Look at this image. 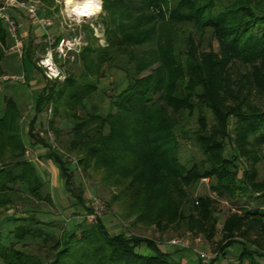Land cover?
Instances as JSON below:
<instances>
[{"label":"trees","instance_id":"obj_1","mask_svg":"<svg viewBox=\"0 0 264 264\" xmlns=\"http://www.w3.org/2000/svg\"><path fill=\"white\" fill-rule=\"evenodd\" d=\"M103 10L106 46H85L78 56L80 72L69 74L62 84L46 80L28 123L31 145L45 149L43 158L58 166L72 206L83 209L81 221L73 227L64 230L36 217L41 212L38 203L49 207L53 203L49 195L42 194L44 184L33 164L24 158L21 114L12 98H3L0 163L8 167H0V217L21 203L29 207L25 213L32 216L6 215L0 222V226L9 221L17 224L4 237L0 230V264H179L160 252L154 240L111 233L102 218L86 222L84 216L91 209L83 180L76 175V168H69L71 159L84 177L96 175L104 188L114 189L107 209L120 201L121 217H133L130 226L140 224L161 232L174 222L183 223L188 232L200 226L193 213L197 200L184 191L200 179L213 178L216 184L212 190L216 191L219 184L257 192L259 186L252 182L255 171L240 173L235 152L226 150L230 144L224 142L229 138L227 124L234 109L222 112L213 88L218 80L223 87L219 96H225L229 65L264 62V0H103ZM207 32L216 50L212 42L208 43L209 52L202 49ZM7 40V31L0 23V77ZM29 52L24 48L22 61L35 70ZM105 65L109 71L122 70L127 86L110 99L109 112L102 116L96 105L90 102L87 108L85 101L98 92ZM146 71L149 74L144 75ZM49 107L48 126L54 132L56 148L34 133L38 115ZM203 108L212 112L217 126L207 130L206 119L200 115L197 129H188L190 116ZM235 117L241 123L235 128L236 139H253L264 145V110ZM56 118L68 125L63 137V131L55 128ZM188 140L202 158L187 168L180 164L178 154L181 142ZM206 206V201L201 202L200 212L208 218ZM234 225L225 224V237H231ZM38 226L57 229L60 235L56 238L36 230ZM204 232L208 239L212 237L211 232ZM238 243L241 258L237 264H243L245 255L251 256L248 264H264L257 260L264 255L250 252L244 242ZM33 244H37L36 250H30ZM140 246L152 253L137 252Z\"/></svg>","mask_w":264,"mask_h":264},{"label":"rangeland","instance_id":"obj_2","mask_svg":"<svg viewBox=\"0 0 264 264\" xmlns=\"http://www.w3.org/2000/svg\"><path fill=\"white\" fill-rule=\"evenodd\" d=\"M19 1L32 4L40 18H47L51 22L50 31L54 32V34H56L55 36H58L59 38H77L80 50L74 62L65 63L63 69L65 79L69 74L76 76L80 72L78 56L85 46L88 45L101 48L106 46L105 26L103 24V19L106 17V13L103 10V0L100 4L99 12L88 17H81L74 12H71L72 8L67 4V0ZM75 1L81 3L83 0ZM46 12L47 16L45 17L44 14H46ZM20 25L19 33L23 40L24 48L27 47L30 50L29 54L31 56V62L36 63L37 69L33 70L26 61L23 63L22 60H17L13 55H10L7 51L10 40H7V44L6 46L4 45L3 48V56L1 60L3 76L0 78L23 76L25 80L24 83L6 80L0 82V88L3 89L1 93H4L5 91H9L10 93L17 92L14 99L19 106L18 108L21 109V121L25 120L27 124L34 116L32 112L31 114H26V107L28 104L31 102L33 104V101H30L31 94L26 93L27 83L33 76H37L40 78L41 82H43L41 90L45 86L46 80L43 74L44 70L38 66V61L45 55L47 44L43 37L37 39L33 36L34 38L31 39L32 43L29 46L28 41H26L28 37L26 35L22 36V34L27 32L29 35L30 31H28V28L26 27L23 28L21 23ZM209 42H212V48L214 47V50H216V44L215 42L210 41V34L207 32L203 37L202 45V49L205 52H209L210 50L208 47ZM9 64L12 65V67L9 68ZM22 64L25 66L26 71H22ZM153 68H155V66ZM104 70L106 73L99 81L98 92L93 95L91 99L85 101L87 108L90 106V102L96 105L102 116L107 115L109 112L110 99H113L114 96L120 94L127 86V81L122 70L113 69L109 71V68L106 65ZM228 72L229 82L227 83L228 88L225 96H219L220 93L223 92V87H221L222 85H219L218 80H216V87L213 88V97L222 112L227 108L234 109L231 111V113L233 112V117H229V122L227 124V136L229 138H226L227 140L225 139L224 142L228 141L230 144L227 145L226 150L227 152H235L236 157L238 158V162L236 163L237 170L240 173L245 170L249 174H252V172L255 171V176L252 182L259 186L258 189H256L257 192L248 187L249 192H245L243 189L236 191L237 185L236 187L227 186L223 188L222 185L217 184L219 193L216 190H212V186H215L216 184V182L214 183L213 178L200 179L194 183L193 187H184V191L194 200L199 201V198H202L199 203H197V201L193 203L195 220H197L202 229L199 226L195 228L194 232H188L184 230L183 223L174 222L169 225L164 232H161L156 230L155 227H146L140 224H137L135 227L130 226L133 217L129 220H125L121 217L120 208L123 206V203L120 201L112 203L111 208L107 209L106 203L110 202V196L114 189L110 190L104 188L99 183L98 176L96 175H91V178L84 177L81 173V168L77 166V163L69 161L70 170L76 168V175L83 180L85 186V198L88 201V206L90 207L92 197H96L104 205L105 210L102 214L101 220H104L103 222H105L111 233H129L131 235L154 240L158 244L160 252L168 254L172 260L179 264H237V259L241 258V245L238 242L246 243L250 252H257L264 255V145L258 144L253 141V139H244L240 141L239 139H236L235 133L236 126H241V123H239L240 121L235 117L236 115H240V118H243L245 113L250 112L251 110H264V62L251 65L236 63L233 66L229 65ZM147 74H149V71L144 73V75ZM64 81V79H60L56 82L62 84ZM229 85H231L230 88ZM223 86H225V84H223ZM36 95L37 94H33L32 96L36 97ZM10 96L11 95L8 97ZM235 106H238L236 110ZM3 107L4 104L0 97V116L2 115ZM46 111L47 109L38 115L34 125V133H37L39 138L44 142L49 141L48 132H50L51 136L55 139L54 132L48 126V121L51 119V115H48ZM33 113H35V111H33ZM200 115L204 116L206 119L207 130L211 129L210 127L212 125H216V123H214L212 112L207 108H203L198 114L194 113L193 116H190L189 125L187 127L188 129H197L198 116ZM55 128L63 131L61 136L63 137L64 132L68 130V125L62 119L56 118ZM56 142L57 141H55V144ZM28 149L30 150V148ZM178 155L180 164L187 168L202 158L198 148L191 140H188L187 142L185 141V143L181 142ZM0 167L7 168L8 166H2L0 163ZM250 184L251 183H248V186H250ZM22 189L25 190L24 188ZM42 194H46L45 187L42 190ZM26 200H30L29 197H26ZM203 201L207 202L206 209L209 211L208 218L202 217V213L200 212L201 202ZM23 206V203H21L10 209L7 214L0 217V222L5 219L6 215L10 214L21 218L32 216L27 214L30 212L25 213L26 208L29 207ZM38 206L41 208V211L52 210V207H49L44 202L38 203ZM67 213L68 211L61 217L62 221L60 220V223H55L64 230L74 226L73 223H71V220H77V218L67 216ZM107 216L111 217V221H109L111 223L107 222ZM228 222L230 224H235L234 227H232L233 233L230 234L231 237H225L226 235H224V227ZM32 224L33 223H21V226H33ZM15 226H17V224L11 221L2 223L0 230L3 237L9 232V230H13ZM204 226H207L204 228L207 232H211L210 236L212 237L210 239L207 238L206 233L204 232ZM36 230H43L46 234H52L56 236V238L60 235V232L57 229L38 226ZM186 236L197 238L199 239V243L202 242L203 245L201 246H195L193 244V249L195 250L197 248L203 250L208 256L207 259H201L199 253L192 249H180L173 247L170 244L171 240L183 239ZM8 242L9 240H7V243ZM30 246V250H36L37 244ZM136 251L145 255L152 253V251L145 246L136 248ZM214 260H216V262ZM241 260L243 264H248L247 261L251 260V256L245 255ZM257 260L264 263V258Z\"/></svg>","mask_w":264,"mask_h":264},{"label":"built area","instance_id":"obj_3","mask_svg":"<svg viewBox=\"0 0 264 264\" xmlns=\"http://www.w3.org/2000/svg\"><path fill=\"white\" fill-rule=\"evenodd\" d=\"M10 10H24L27 16L35 23L38 24L43 32L42 37L47 44V50L43 57L38 61V66L44 70V78L47 81H59L64 79V65L65 63L74 62L79 53V45L77 38H59L55 36L54 32L50 31L51 22L47 18H40L36 9L32 4L19 1V0H0V23L7 31L8 38L10 40L8 53L13 55L17 60H22L24 56V43L20 36V23L11 15ZM11 80L13 82L24 83L23 76H10L0 78V82ZM48 115H51V107L46 111ZM49 144L56 148L55 139L48 132ZM24 157L27 161H32V154L29 149L24 152ZM72 163H76L74 159L70 160ZM91 212L85 215L84 219L88 223L94 222L96 219L101 218L105 210L104 205L96 197H92L90 202ZM173 247L180 249H193V244L203 245L199 243V239L191 236H186L183 239H174L170 241ZM199 253L201 259H207L208 256L203 250L195 249Z\"/></svg>","mask_w":264,"mask_h":264},{"label":"crops","instance_id":"obj_4","mask_svg":"<svg viewBox=\"0 0 264 264\" xmlns=\"http://www.w3.org/2000/svg\"><path fill=\"white\" fill-rule=\"evenodd\" d=\"M11 14L13 15L16 20L22 24L23 28L26 27L28 28V31H30L29 35L27 32H24L22 34L26 35L28 39L29 46L31 45V39L34 37L39 39L42 38L43 32L38 26L37 23L33 22L25 13L24 10H10ZM25 28V29H26ZM34 36V37H33ZM9 68L12 67V65L9 64ZM22 71L24 70L23 65L21 66ZM40 78L37 76H33L31 80L28 81L27 83V91L26 93L31 94V100L33 101L30 104H28L26 114H32L34 115V103L35 99L37 96L40 94L42 84ZM2 88H0V97L3 102V98H11L16 104L17 109L19 112H21L19 106L16 103V100L14 99V96L17 94V92L10 93L9 91H5L4 93L2 92ZM24 93V92H23ZM33 94H37L36 97L32 96ZM11 95L10 97H8ZM28 96L27 94H25ZM33 105V106H32ZM3 111V108H2ZM21 114V113H20ZM2 116V115H1ZM0 116V117H1ZM25 121V120H24ZM23 120H20V134H21V140L23 145L25 146L26 149L30 148L31 154H32V161H30L41 179L42 183L44 184V187L46 188V194L49 195V197L52 200L53 207L52 210H46V211H41L40 213L37 214V218L40 219L42 222H53L57 223L60 220L62 221V216H64L65 212L68 211L67 216H72L74 218H77V220L72 221L73 225L78 224L81 221V214L83 209L80 207L72 206V199L67 195L65 189H64V183L60 175V171L56 163L50 161V160H45L43 158L44 154L46 153L45 149L41 146H36L33 147L31 145L30 138L28 136V123L26 124V121L24 122ZM25 158V157H24ZM69 202V203H68ZM9 218L15 217L13 214L7 215ZM69 219V218H68ZM107 222L111 221V217L107 216ZM3 220L2 222H4ZM104 220H102L103 222ZM60 223V222H59ZM105 227L109 230V228L106 226L105 222H103ZM111 223V222H109Z\"/></svg>","mask_w":264,"mask_h":264},{"label":"bare ground","instance_id":"obj_5","mask_svg":"<svg viewBox=\"0 0 264 264\" xmlns=\"http://www.w3.org/2000/svg\"><path fill=\"white\" fill-rule=\"evenodd\" d=\"M67 4L71 6L72 10L71 12H74L76 15L81 16V17H88L91 15H94L99 12L100 10V5L97 8V4L95 0H83L81 3L76 2L75 0H67ZM82 13H87V14H82Z\"/></svg>","mask_w":264,"mask_h":264},{"label":"clouds","instance_id":"obj_6","mask_svg":"<svg viewBox=\"0 0 264 264\" xmlns=\"http://www.w3.org/2000/svg\"><path fill=\"white\" fill-rule=\"evenodd\" d=\"M69 2H71V0H69ZM89 2H91V0H89ZM96 4H97V8L99 7V5L102 3V0H95ZM82 14H87V13H82Z\"/></svg>","mask_w":264,"mask_h":264}]
</instances>
